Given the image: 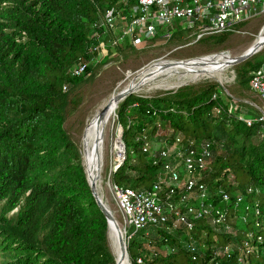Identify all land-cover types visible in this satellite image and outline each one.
<instances>
[{
	"label": "trees",
	"instance_id": "1",
	"mask_svg": "<svg viewBox=\"0 0 264 264\" xmlns=\"http://www.w3.org/2000/svg\"><path fill=\"white\" fill-rule=\"evenodd\" d=\"M117 1L0 0V264H114L105 217L63 118L68 85L88 71V60L96 53L91 51V23ZM186 30L175 28L167 38L194 37L198 26ZM228 30L196 40L219 48ZM262 48L234 64L240 86L249 89ZM78 61L87 62L83 73L69 75ZM230 100L218 82L206 80L151 95L126 94L115 106L124 158L111 169V181L147 188L156 180L159 165L151 164L135 136L161 128L159 139L171 141L180 134L183 142L210 140L212 156L202 181L212 191L257 188L242 205L255 199L263 207L264 123L246 124L240 119L243 113L229 107ZM231 223L237 231L231 238L240 241L250 220ZM146 228L126 242L132 264H139L137 257L148 264H237L235 251L211 258L210 242L220 245L230 236L212 232L203 220L196 221L193 232L201 243L195 258L183 248L180 229L156 226L154 235ZM201 228L206 233L198 236ZM144 240L155 245L149 258ZM255 243L256 251L243 257L245 264H264V239ZM162 246L168 248L164 253L158 249Z\"/></svg>",
	"mask_w": 264,
	"mask_h": 264
},
{
	"label": "built area",
	"instance_id": "2",
	"mask_svg": "<svg viewBox=\"0 0 264 264\" xmlns=\"http://www.w3.org/2000/svg\"><path fill=\"white\" fill-rule=\"evenodd\" d=\"M263 13L264 0H118L114 5L104 8L91 23V51H96V55L104 51L100 43L105 36H111L109 43L113 46L122 42L136 46L157 34L168 37L175 28H167L177 23L185 29L198 26L194 36L197 39L201 35L231 30L233 25ZM86 64V61L76 62L68 70L69 75L83 73ZM248 86L260 100V105L250 102L256 108V113L241 116L240 119L246 124L253 121L262 124L264 63L251 73ZM65 87V84L62 85L63 89ZM150 135L141 130L135 138L140 139V148L146 152L151 164L159 165L157 178L149 187L121 186L111 181V169L124 158L122 140L121 150L107 173V186L121 216L119 224L125 244L142 227L153 229L158 226L172 232L180 229L184 233V239H181L183 248L190 253L191 258H195L201 243L196 241L193 232L196 221L203 220L212 232L230 236L220 245H216L215 241L210 242L211 258L216 255L230 257L235 251L237 264H245L243 257L256 251L255 242L264 239V205L258 206L255 199L251 200V204L242 205V200L251 193H257L258 189L247 186L243 190L226 192L217 187L212 191L201 179L212 156L210 140L196 142L187 139L183 142L182 136L175 134L171 141L161 138L158 145L152 147ZM240 208L242 210L238 213ZM234 219L238 223L250 220V228L245 230L240 241L231 238L237 233L231 223ZM205 233L206 230L202 228L197 231L198 236ZM136 262L141 263V258L137 257Z\"/></svg>",
	"mask_w": 264,
	"mask_h": 264
},
{
	"label": "rangeland",
	"instance_id": "3",
	"mask_svg": "<svg viewBox=\"0 0 264 264\" xmlns=\"http://www.w3.org/2000/svg\"><path fill=\"white\" fill-rule=\"evenodd\" d=\"M118 5L119 4H116V6ZM173 28L181 29L184 33H188L183 25L177 23H174L167 29L172 30ZM164 30L165 29H160V31ZM263 31L264 13L256 15L242 24L233 25L231 30H228L226 33V36L219 48H209L207 47L205 41L196 40L192 36L167 38L157 34L146 42L136 46L130 45L131 47H129L126 42L120 43L122 45L117 43L116 46H113L109 43L111 36L101 38L102 42L100 43V46L101 48H104V51L99 55L94 54V56H91L88 60V71L81 76L80 80L70 83L66 91L68 103L67 109L64 113L63 126L79 151V157L82 165L83 136L88 122L91 120L92 116L107 102L111 95L127 87L129 83L138 82L136 80L145 75V73H141L135 76L137 71L149 64L158 62L159 60L171 61L190 58L183 62H193L220 52H224L232 57L244 51L255 39H257V37L260 36ZM258 59L261 61L260 64L264 63V45L260 50ZM233 66L234 64H227L218 72H212L207 76L202 74L199 75L197 72L191 71L188 73H159L155 76L156 78L154 77L147 80L148 82L145 81V83L133 89V92L136 94L151 95L168 90H175L178 86L186 83L192 84L204 80L216 81L218 82L222 92L231 95V100L229 101L230 108H237V111L243 113L241 114L242 117L253 115L257 110L254 105L250 102L248 103V101H251L256 105H260V100L253 92H251L250 89L240 86L235 80ZM239 100H243L246 104H239ZM118 129L122 130L116 119L114 110L112 120L106 129L102 162L97 175L98 178H95L94 181L96 191L102 202L109 209L117 222L120 223L121 216L119 215L115 201L107 186V173L114 165L115 160L113 148ZM160 130L161 128H158L156 132L150 135L152 147L158 145V140H160L158 138V133ZM156 133L157 135L155 137L154 134ZM136 136H138V133ZM217 148L218 147L216 146V149ZM133 155L134 154L131 153V156ZM180 170L182 171L181 168ZM1 204L2 202L0 201V207ZM249 213L250 212L248 211V214ZM147 231L154 235L157 234V231L152 228H148ZM183 236L184 233H179V238H182ZM106 244L114 257L107 228ZM143 244L148 250V258L151 257V250L155 248V245L148 243L146 240L143 241ZM158 249L163 253L168 250V248L164 246L159 247ZM130 264H132L131 260ZM139 264L148 263H143L141 261Z\"/></svg>",
	"mask_w": 264,
	"mask_h": 264
},
{
	"label": "bare ground",
	"instance_id": "4",
	"mask_svg": "<svg viewBox=\"0 0 264 264\" xmlns=\"http://www.w3.org/2000/svg\"><path fill=\"white\" fill-rule=\"evenodd\" d=\"M263 33L264 31L260 34L259 37H257V39L262 37ZM230 57L231 56H229L228 54L224 52H220L215 55L206 56L198 61H193V62L181 61L173 65H168L167 61L159 60L158 62L149 64L148 66L137 71L135 76L141 73H145V75L138 78L136 80L138 82L131 84L129 83L127 86H130L132 89H135L139 85L145 83V81L154 78L159 73L172 74L175 72L188 73L189 71H191V72H197V74L199 75L202 74L207 76L210 75L212 72L214 73L218 72L224 66H226L228 64L227 59H229ZM115 106H116V102L112 101L111 99L104 111V114L101 117H97L95 116V114L97 113H95L92 116L91 120L88 122L86 130L84 131L83 144H82L83 145L82 159H83V165L85 168L86 175L90 180L98 178L97 175L100 169V164L102 162L106 129L112 120ZM117 136H116V141H114V148H113L115 160L121 150ZM119 229L121 231V226L115 218L114 220L108 221L107 233L110 238V245L112 252L114 254V259L116 260V264H130V260L126 248L124 249V253H122L118 245L117 235Z\"/></svg>",
	"mask_w": 264,
	"mask_h": 264
},
{
	"label": "water",
	"instance_id": "5",
	"mask_svg": "<svg viewBox=\"0 0 264 264\" xmlns=\"http://www.w3.org/2000/svg\"><path fill=\"white\" fill-rule=\"evenodd\" d=\"M263 45H264V33H263L262 37H260V38L256 39L255 41H253L244 51H242L241 53H239L237 55H234V56L230 57L229 59H227V63L228 64H236V63L242 61L243 59L247 58L248 56H250L251 54H253L257 50H259ZM187 59L171 60V61H167V64L168 65H173V64L181 62V61H186ZM130 92H133V89L130 86H127V87L119 90L117 93L111 95L110 98L107 100V102L109 103V101L111 99H112V101L117 102L118 100H120L122 97H124L126 94H128ZM107 102L97 111V114H95V116L101 117L104 114V111H105V109H106V107L108 105ZM117 135H118L117 139H118V142L120 144L121 143V130L120 129H118ZM85 177H86L87 183L89 185V188L91 190V194H92V196L94 198V201H95L97 207L101 210V212L103 213V215L105 217L106 228H107L108 221L109 220H114V217L111 214V212L109 211V209L102 202L99 194L97 193L96 188H95L94 179L90 180L87 177L86 173H85ZM117 240H118V245L120 247V250L122 251V253H124V249L126 248V244H125L124 240L122 239V235H121L120 229L118 230ZM114 264H116V260L115 259H114Z\"/></svg>",
	"mask_w": 264,
	"mask_h": 264
},
{
	"label": "crops",
	"instance_id": "6",
	"mask_svg": "<svg viewBox=\"0 0 264 264\" xmlns=\"http://www.w3.org/2000/svg\"><path fill=\"white\" fill-rule=\"evenodd\" d=\"M248 102H251V101H248ZM259 106V105H258Z\"/></svg>",
	"mask_w": 264,
	"mask_h": 264
}]
</instances>
